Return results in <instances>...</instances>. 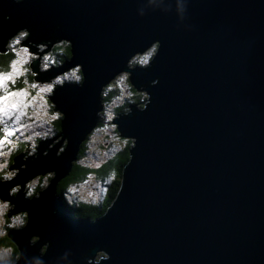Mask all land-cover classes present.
Wrapping results in <instances>:
<instances>
[{"label":"water","instance_id":"obj_1","mask_svg":"<svg viewBox=\"0 0 264 264\" xmlns=\"http://www.w3.org/2000/svg\"><path fill=\"white\" fill-rule=\"evenodd\" d=\"M137 4L0 0V16L11 15L0 36L25 25L33 39L68 36L87 76L83 87L56 90L69 148L30 161V170L66 172L94 123L100 84L133 50L161 41L155 62L133 70L138 86L160 77L148 87L156 107L120 118L136 144L108 212L95 223L74 219L53 181L38 200L17 198L31 219L14 236L50 239L46 260L65 249L78 258L96 244L109 246L106 264H264V0H189L191 31L176 28L174 15L140 17Z\"/></svg>","mask_w":264,"mask_h":264},{"label":"clouds","instance_id":"obj_2","mask_svg":"<svg viewBox=\"0 0 264 264\" xmlns=\"http://www.w3.org/2000/svg\"><path fill=\"white\" fill-rule=\"evenodd\" d=\"M23 2L12 0L16 5ZM188 4L189 0H138L136 14L174 15L176 28L191 31L193 26L186 22ZM10 19L8 12L0 16L2 21ZM160 47L157 37L136 48L124 66L100 84L94 123L80 138L67 171L58 174L56 168L30 170L29 163L48 157L53 150L59 158L69 148L70 137L63 125L66 115L57 103L56 90L66 85L83 87L84 65L75 61L74 42L68 36L53 33L46 39H33L26 25L0 36V264H106L111 260L109 246L96 244L78 258L65 249L46 260L50 239H42L37 232L23 240L15 238L14 233L24 230L31 219L29 209L16 201L21 193L25 201L40 199L55 181V194L73 210L74 219L87 217L95 223L108 212L123 182L105 210L109 187L116 181L114 163L125 149L130 162L136 144L135 136L122 132L120 118L132 114L133 106L141 112L150 104L156 107L148 87L157 85L160 77L138 86L133 70L149 68ZM56 211L53 208L52 214ZM94 212L102 214L94 216ZM36 245L38 250L29 254L27 248Z\"/></svg>","mask_w":264,"mask_h":264},{"label":"trees","instance_id":"obj_3","mask_svg":"<svg viewBox=\"0 0 264 264\" xmlns=\"http://www.w3.org/2000/svg\"><path fill=\"white\" fill-rule=\"evenodd\" d=\"M128 157H129V153L127 151V149H125V151L123 153H121L115 163H114V166L116 168V171H117V175H116V181L109 187V197H108V200L105 201V210L107 208V205L111 202L112 199L115 198L116 194L118 193L119 191V182L122 180V176H123V171H124V168L125 166L127 165V161H128ZM112 163V162H110ZM66 177H64L62 180H64ZM73 212V210H72ZM94 216H98L102 213L100 212H94L92 213Z\"/></svg>","mask_w":264,"mask_h":264},{"label":"bare ground","instance_id":"obj_4","mask_svg":"<svg viewBox=\"0 0 264 264\" xmlns=\"http://www.w3.org/2000/svg\"><path fill=\"white\" fill-rule=\"evenodd\" d=\"M122 179H123V176H122Z\"/></svg>","mask_w":264,"mask_h":264},{"label":"rangeland","instance_id":"obj_5","mask_svg":"<svg viewBox=\"0 0 264 264\" xmlns=\"http://www.w3.org/2000/svg\"><path fill=\"white\" fill-rule=\"evenodd\" d=\"M116 169V168H115ZM116 173H117V171H116Z\"/></svg>","mask_w":264,"mask_h":264}]
</instances>
